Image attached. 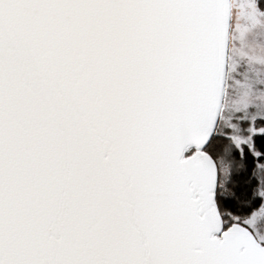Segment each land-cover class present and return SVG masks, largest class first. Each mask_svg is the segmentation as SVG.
Here are the masks:
<instances>
[{"label": "snow or ice", "instance_id": "6c2138e0", "mask_svg": "<svg viewBox=\"0 0 264 264\" xmlns=\"http://www.w3.org/2000/svg\"><path fill=\"white\" fill-rule=\"evenodd\" d=\"M0 264H264V0H0Z\"/></svg>", "mask_w": 264, "mask_h": 264}]
</instances>
